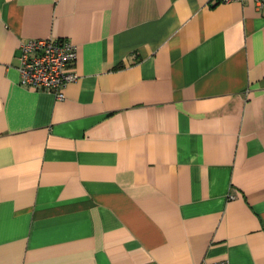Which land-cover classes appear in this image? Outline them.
Returning a JSON list of instances; mask_svg holds the SVG:
<instances>
[{"label":"crops","instance_id":"0c3cea01","mask_svg":"<svg viewBox=\"0 0 264 264\" xmlns=\"http://www.w3.org/2000/svg\"><path fill=\"white\" fill-rule=\"evenodd\" d=\"M66 38L80 79L20 85ZM264 264V8L0 0V264Z\"/></svg>","mask_w":264,"mask_h":264},{"label":"built area","instance_id":"2783aa9c","mask_svg":"<svg viewBox=\"0 0 264 264\" xmlns=\"http://www.w3.org/2000/svg\"><path fill=\"white\" fill-rule=\"evenodd\" d=\"M217 3L244 0H213ZM259 9L264 0H255ZM78 59V47L66 38L32 39L20 46L18 72L20 85L37 91L52 93L58 100L65 98L66 88L80 79L73 69ZM202 264H229L227 260Z\"/></svg>","mask_w":264,"mask_h":264}]
</instances>
